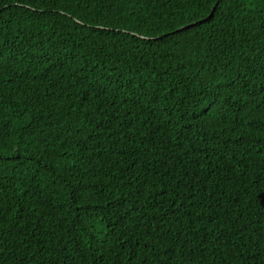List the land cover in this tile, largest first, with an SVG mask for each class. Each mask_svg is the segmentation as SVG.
<instances>
[{"label":"trees","instance_id":"16d2710c","mask_svg":"<svg viewBox=\"0 0 264 264\" xmlns=\"http://www.w3.org/2000/svg\"><path fill=\"white\" fill-rule=\"evenodd\" d=\"M0 264H264V0H0Z\"/></svg>","mask_w":264,"mask_h":264}]
</instances>
